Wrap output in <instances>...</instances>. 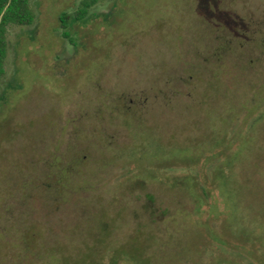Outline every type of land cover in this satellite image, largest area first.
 <instances>
[{
	"label": "rangeland",
	"instance_id": "rangeland-1",
	"mask_svg": "<svg viewBox=\"0 0 264 264\" xmlns=\"http://www.w3.org/2000/svg\"><path fill=\"white\" fill-rule=\"evenodd\" d=\"M80 1L7 31L0 264H264V0Z\"/></svg>",
	"mask_w": 264,
	"mask_h": 264
},
{
	"label": "trees",
	"instance_id": "trees-1",
	"mask_svg": "<svg viewBox=\"0 0 264 264\" xmlns=\"http://www.w3.org/2000/svg\"><path fill=\"white\" fill-rule=\"evenodd\" d=\"M31 1L32 0H0V80L5 75V60L8 52V28L11 25L28 26L33 23L35 16L30 5ZM97 1L98 0H81L78 8L73 13V19L76 21L83 20L87 16L89 9L96 4ZM68 17L69 14L66 12H62L60 15L64 27H66L65 23ZM56 194V192H53L52 195ZM54 197L55 196H53V198ZM148 198L151 205L153 197L149 195ZM53 200L55 201V198Z\"/></svg>",
	"mask_w": 264,
	"mask_h": 264
}]
</instances>
